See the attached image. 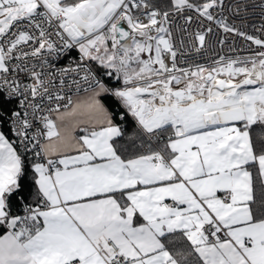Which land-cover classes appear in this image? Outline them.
<instances>
[{
	"label": "snow or ice",
	"instance_id": "1",
	"mask_svg": "<svg viewBox=\"0 0 264 264\" xmlns=\"http://www.w3.org/2000/svg\"><path fill=\"white\" fill-rule=\"evenodd\" d=\"M257 124L264 0H0V264H264Z\"/></svg>",
	"mask_w": 264,
	"mask_h": 264
},
{
	"label": "built area",
	"instance_id": "2",
	"mask_svg": "<svg viewBox=\"0 0 264 264\" xmlns=\"http://www.w3.org/2000/svg\"><path fill=\"white\" fill-rule=\"evenodd\" d=\"M203 1V0H202ZM245 0H224L225 5H237L243 4ZM247 2L251 3L253 0H247ZM256 3H259L260 0H255ZM217 15H219V9L216 10ZM224 16L228 18L229 23H234L237 27L243 26L244 30L249 32L250 34L256 31L261 24L260 18V10L257 8L253 12L252 9H249L248 13L240 12L237 14L229 13L227 10L223 13ZM237 16L244 17L247 16L246 20H241L237 18ZM181 25L184 24L183 21H180ZM255 25V28H253ZM213 30L216 33L214 39L211 42H207L205 47L197 51L196 47L193 45L196 44L194 33L197 31V25L193 23L190 32L193 33L191 36V44L188 43L189 36L185 35V51H184V59H186L187 63H181L178 67L187 68L190 65L194 66L196 64L204 65L208 67L211 65L213 60L218 59L220 55L225 57H236V56H246L250 54L251 50H254L256 46H252V49L248 48L249 42L245 41L243 38L236 37L234 34L228 33L224 34L221 29H218L213 25ZM221 38L226 39V43L221 45L219 40Z\"/></svg>",
	"mask_w": 264,
	"mask_h": 264
},
{
	"label": "trees",
	"instance_id": "3",
	"mask_svg": "<svg viewBox=\"0 0 264 264\" xmlns=\"http://www.w3.org/2000/svg\"><path fill=\"white\" fill-rule=\"evenodd\" d=\"M201 2L203 1L201 0ZM104 102L105 104H107V101H104ZM129 131H131V128L129 129ZM250 132H251V135L254 141L260 142L261 140H264V126H261L258 124L254 125L251 127ZM262 192H264V189L261 188L260 184L258 182L254 183V194L256 195L257 198L260 197ZM4 232H5V229L0 227V236H2ZM179 243H183V241H180L178 239V244Z\"/></svg>",
	"mask_w": 264,
	"mask_h": 264
},
{
	"label": "crops",
	"instance_id": "4",
	"mask_svg": "<svg viewBox=\"0 0 264 264\" xmlns=\"http://www.w3.org/2000/svg\"><path fill=\"white\" fill-rule=\"evenodd\" d=\"M81 96H83V93H81ZM104 102V101H103ZM105 103V102H104ZM254 126V125H253ZM250 135H251V132H250ZM252 136V135H251ZM218 195H220V193H218Z\"/></svg>",
	"mask_w": 264,
	"mask_h": 264
},
{
	"label": "rangeland",
	"instance_id": "5",
	"mask_svg": "<svg viewBox=\"0 0 264 264\" xmlns=\"http://www.w3.org/2000/svg\"><path fill=\"white\" fill-rule=\"evenodd\" d=\"M221 78H223V77H221Z\"/></svg>",
	"mask_w": 264,
	"mask_h": 264
}]
</instances>
